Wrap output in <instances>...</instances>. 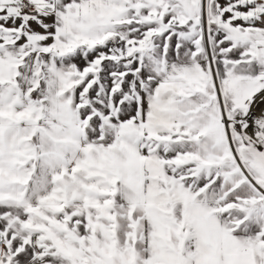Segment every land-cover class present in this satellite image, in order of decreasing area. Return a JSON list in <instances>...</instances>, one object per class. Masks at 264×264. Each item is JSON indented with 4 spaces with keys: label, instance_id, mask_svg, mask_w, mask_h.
Instances as JSON below:
<instances>
[{
    "label": "snow or ice",
    "instance_id": "1",
    "mask_svg": "<svg viewBox=\"0 0 264 264\" xmlns=\"http://www.w3.org/2000/svg\"><path fill=\"white\" fill-rule=\"evenodd\" d=\"M0 264H264V0H0Z\"/></svg>",
    "mask_w": 264,
    "mask_h": 264
},
{
    "label": "crops",
    "instance_id": "2",
    "mask_svg": "<svg viewBox=\"0 0 264 264\" xmlns=\"http://www.w3.org/2000/svg\"><path fill=\"white\" fill-rule=\"evenodd\" d=\"M257 111H259V108H257Z\"/></svg>",
    "mask_w": 264,
    "mask_h": 264
}]
</instances>
